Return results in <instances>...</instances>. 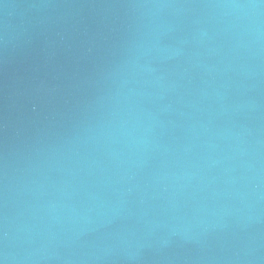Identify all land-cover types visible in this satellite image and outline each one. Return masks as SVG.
Listing matches in <instances>:
<instances>
[{
	"label": "water",
	"instance_id": "95a60500",
	"mask_svg": "<svg viewBox=\"0 0 264 264\" xmlns=\"http://www.w3.org/2000/svg\"><path fill=\"white\" fill-rule=\"evenodd\" d=\"M0 264H264V0H0Z\"/></svg>",
	"mask_w": 264,
	"mask_h": 264
}]
</instances>
